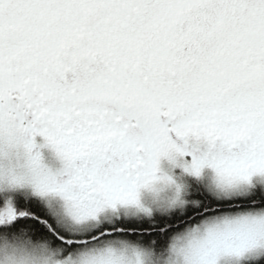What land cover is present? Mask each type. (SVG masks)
I'll list each match as a JSON object with an SVG mask.
<instances>
[{"label": "snow or ice", "instance_id": "6c2138e0", "mask_svg": "<svg viewBox=\"0 0 264 264\" xmlns=\"http://www.w3.org/2000/svg\"><path fill=\"white\" fill-rule=\"evenodd\" d=\"M0 264H264V0H0Z\"/></svg>", "mask_w": 264, "mask_h": 264}]
</instances>
